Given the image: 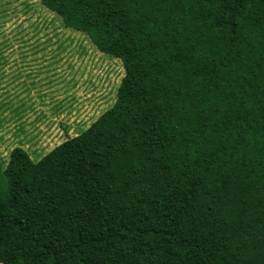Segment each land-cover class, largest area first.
<instances>
[{"label": "trees", "instance_id": "1", "mask_svg": "<svg viewBox=\"0 0 264 264\" xmlns=\"http://www.w3.org/2000/svg\"><path fill=\"white\" fill-rule=\"evenodd\" d=\"M118 59L114 103L0 158V264H264V0H40Z\"/></svg>", "mask_w": 264, "mask_h": 264}, {"label": "rangeland", "instance_id": "2", "mask_svg": "<svg viewBox=\"0 0 264 264\" xmlns=\"http://www.w3.org/2000/svg\"><path fill=\"white\" fill-rule=\"evenodd\" d=\"M122 63L65 28L40 0H0V158L35 162L114 103Z\"/></svg>", "mask_w": 264, "mask_h": 264}]
</instances>
